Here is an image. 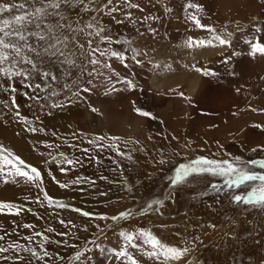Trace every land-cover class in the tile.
<instances>
[{
    "label": "rangeland",
    "instance_id": "374dc122",
    "mask_svg": "<svg viewBox=\"0 0 264 264\" xmlns=\"http://www.w3.org/2000/svg\"><path fill=\"white\" fill-rule=\"evenodd\" d=\"M188 2L131 0L139 7H129L128 0H112L108 7H104L108 0H93L91 4L84 0L83 4L74 6L62 4L60 11L65 20L49 16L44 24L70 23L74 30L83 29L57 30L61 39L68 37V47L64 51L75 61L74 65L29 54L37 69L53 73L56 79L45 80L39 71L32 72L27 78L10 79L0 74V145L41 173V179L36 182L17 177L16 182L9 179L5 183L4 177L11 165L0 161L4 167V172H0V201L14 203L22 209L19 215L8 210L0 212V236L4 237L0 246L8 249L6 254L0 253V264H131L130 258L136 259L138 264H163L162 260L147 255L152 246L139 235L141 230L152 233L169 246L189 249L180 260L168 264H264V205L234 199V196L246 197L260 181L236 187L227 183L228 177L203 172L192 173L180 182L172 183L177 168L191 165L200 157L231 161L238 156L245 162L264 161L263 124H252L245 134L240 128L222 130L220 125L241 114L246 105H262L258 99L264 97L261 91L264 74L253 96L247 103H242V107L241 102L234 105L224 102L233 94L230 89L239 85L237 82L243 74L254 71L255 58L250 55V45L246 44L249 49L245 52L241 44L244 39L252 41L257 36L264 43V0H245L250 11L243 18L235 15L222 18L211 4L208 5L206 25L225 38L231 33V46L221 45L220 50L208 55L204 51L203 57H185V63L191 70L210 67L220 70L219 78H214L217 71L210 75L216 88L212 95L215 98L195 103L196 98L187 94L185 86L173 85L156 91L159 102L148 101L145 96L146 91H154L149 80L155 66L167 56L173 61L181 60L182 51L188 48L185 44L189 37L205 41L212 37L208 28L200 33L194 29L188 17L195 9H189ZM3 3L20 4L26 0H0V4ZM40 6L39 3L34 6L26 3L25 11L31 12ZM13 14L19 13L14 10V13H3L0 17ZM88 23L103 28L102 35L109 36L111 41L90 36L88 33L94 29L86 28ZM28 31H36L34 25H29ZM89 41H92L91 46ZM30 42L36 45L34 38ZM206 46L200 47L205 49ZM96 47L122 52L127 59L108 57L107 62L111 65L108 69L102 64L91 65V49ZM97 56L102 61L105 59ZM16 68L29 69L30 65L17 64ZM94 68L104 77H107L106 72L110 73L113 80L131 79L135 88L124 83L127 90L124 98L131 102L129 112L138 114L136 108L151 112L152 116L148 117L138 115L156 125L141 133L129 131L122 136L114 135L125 139L127 145L138 144L144 150H153L157 161L149 165L148 176L127 180L116 178L110 189L104 188V179L101 181L99 177L95 181L84 179L91 162L102 159L104 140L99 144L92 143L97 138L96 133L76 122L78 117H84L87 107L93 109L92 104L98 96L94 93L98 75H88ZM66 84L69 87H65ZM84 88L91 91L85 92ZM53 92L57 94L52 95ZM64 92L69 99L66 103L64 98L60 99ZM180 96L187 98L188 103L181 105L183 98ZM170 100H174L177 109L167 113L165 109ZM25 117L28 122L23 119ZM30 127L41 130L33 132ZM68 159L77 162L68 164ZM246 167L249 171L264 173V167L258 163H247ZM23 170L30 172L28 168ZM125 175L130 176L129 173ZM65 184L67 187L61 186ZM45 193L54 202L50 203ZM155 200L162 203L149 208ZM60 204L66 207H60ZM84 212L90 215L85 216ZM128 212L131 215L112 219ZM126 233L135 234L136 238L128 241ZM16 244L20 245L19 249L14 247ZM29 248L35 249L37 254L30 262L22 263L21 256ZM124 251L128 256L120 255Z\"/></svg>",
    "mask_w": 264,
    "mask_h": 264
},
{
    "label": "snow or ice",
    "instance_id": "6c2138e0",
    "mask_svg": "<svg viewBox=\"0 0 264 264\" xmlns=\"http://www.w3.org/2000/svg\"><path fill=\"white\" fill-rule=\"evenodd\" d=\"M26 3L29 6H34L35 4L39 3L40 7H35L34 11L28 12L25 11ZM26 3H3L0 4V14L3 13H19L13 14L7 18L0 17V74L12 78V77H24L27 78L31 75L32 72L39 71L40 75L43 79L47 80L51 78L52 80L56 79V76L48 71H41L37 69L36 63L31 59L29 54H35L37 57L47 56L49 59L55 58L60 63H66L69 66L74 65L75 61L69 58V55L65 53L64 49L68 47V37L64 36L63 39L59 35H57L58 29L67 28L70 31H83V29L74 30L72 29L71 24H64V23H57L56 25L52 24H44V21L49 16H58L60 21H64L65 17L62 15L60 9L61 5H75V4H83L84 0H26ZM93 3V0H89V4ZM112 4V0H108V4L104 7H108V5ZM129 7H139L137 4H132L131 0H128ZM189 9H195L189 15V19L192 20L196 26L205 28L207 27L208 30L212 33V37L205 41V40H194L193 38L189 37L188 41L186 42L188 47L193 46H205V45H214V41L217 42L219 45H227L231 46V33H227V37L225 38L219 34H216L215 28L204 25L201 23L200 16L198 13L203 12V6L198 3H192L191 0L187 4ZM51 9L52 11H49ZM85 11L88 10L87 5L84 8ZM110 11H116V9H110ZM169 11H171L169 9ZM34 25L36 31H28V26ZM44 25V27H42ZM88 29H94L93 32H89L90 36H97L100 38L101 41H111V38L106 35H102L104 29L101 27H97L94 23H88L86 25ZM257 31L259 32L260 29L258 28ZM34 38L36 41V45L34 46L30 40ZM92 41H89V45L91 46ZM251 51L250 55L255 57L258 54L264 56V43L261 42L260 37H254L252 41H248ZM41 44L45 45L41 47ZM80 48H83V45H79ZM134 53L136 52L135 49L132 50ZM99 57H104L105 59L102 61ZM91 59H89V64L91 65H103L105 69L111 67L110 63L107 62L108 57H115L124 61L127 59L126 55L119 51H114L111 49H101L99 47L91 49ZM60 57H63V60H60ZM133 60L136 59V56L133 55ZM10 65L9 67H4L2 65ZM17 64H27L30 65L29 69H17ZM200 71V69H198ZM93 73L96 75H102L103 73L98 72L95 68L93 72L88 73L90 77L93 76ZM205 75H211L212 73L204 70ZM118 75V74H117ZM106 84L109 85L108 91H116V83H119V80L113 81V77L111 75L105 77ZM128 87L135 88L136 85L133 83L131 79H126L123 81ZM88 84H92V80L89 79ZM32 87L31 84L28 85ZM36 87H39L37 85ZM65 87H69V85H65ZM83 91L88 92L91 91L90 88H84ZM239 91V89H237ZM56 92H53L52 95H56ZM73 95H78V93H73ZM58 107L60 105H53ZM92 111H98L97 109L93 108ZM135 111L145 117L152 116L151 112L145 111L141 108H136ZM255 111V109H253ZM264 111V109H261ZM19 112H17V116H19ZM25 122L27 118H23ZM30 131H38L41 129H37L36 127H30ZM105 137H97L96 140H93L92 143H96L97 140H104ZM112 140H118V137H112ZM104 145H101L103 147ZM118 150V145H110ZM255 151V149H253ZM123 155V153H120ZM63 155V154H61ZM11 157V159H9ZM0 161H3L5 164L11 165V168L8 170L7 174L4 177L5 183L11 179L13 182H16L17 177H24L26 178V182H36L41 179V173L37 170V168L32 167L30 164H25V161L22 160L18 155L12 153L10 149L5 148L3 145H0ZM77 161H73L71 159L66 160V163L73 164ZM163 163V161H161ZM247 163H258L261 167H264V161H249L245 162L242 160L241 157H234L233 160H215V159H208L206 157H200L195 160L191 165H181L179 168L176 169V175L172 180V183H178L181 180L185 179L192 173H203V172H211L216 175H221L228 177L227 183L230 186L239 187L242 184L247 182H255L260 181L259 185L253 186L251 191L248 192L247 196H234V199L237 202L243 201L245 203H257L264 205V173H259L255 171H249L246 167ZM24 168L30 169V172L24 171ZM0 172H4L3 165H0ZM75 182V181H74ZM37 186H39L37 184ZM62 187H67V185H61ZM46 198L48 201L54 202L51 196H48L45 193ZM162 201L155 200L152 204L149 205V208L152 207L154 204H161ZM60 207H66L64 204H60ZM8 210L9 212H15V214L19 215L20 211L22 210L21 207L18 205L11 203V202H4L0 201V212ZM76 211H80L76 209ZM83 215L88 216L90 213L84 212ZM131 215L130 212L128 213H121L119 217H112V219H120L125 216ZM63 223V222H62ZM25 227H31L30 225H25ZM51 231V229H49ZM39 235V234H38ZM140 236H143L147 243L152 246V250L147 252L149 257L162 260L163 264H168L169 261H178L184 256L189 249L188 248H178L169 246L161 242L159 238L152 235V233L141 230L139 233ZM126 239L128 241H132L136 238L135 234H125ZM4 239V237L0 236V240ZM31 239V237H29ZM17 249H19L20 245H14ZM8 251L7 248L0 247V253ZM28 251L32 252L33 255H36L33 249H28ZM47 255V252L44 253ZM120 255L128 256L127 251L121 252ZM79 258V257H78ZM131 259V264H138V261L134 258Z\"/></svg>",
    "mask_w": 264,
    "mask_h": 264
},
{
    "label": "bare ground",
    "instance_id": "6f19581e",
    "mask_svg": "<svg viewBox=\"0 0 264 264\" xmlns=\"http://www.w3.org/2000/svg\"><path fill=\"white\" fill-rule=\"evenodd\" d=\"M187 1L190 2V0H187ZM191 2L194 3V0H191ZM195 3H198L203 6V12L198 13V15L200 16L201 23L204 25H206V21H208L207 13H208V5L210 4L212 8L215 9L217 13L219 14V16L222 18H227V17H230L231 15H235L236 17L243 18V16L247 17V14H249V11H250L249 6L248 4H246L245 0H211V1L210 0H197V1L195 0ZM190 22H192L194 29L199 33L203 32L207 28V27L205 28L198 27L195 25L193 21H190ZM248 41H249L248 39L247 40L244 39L243 44H241V46L245 47L244 48L245 52L249 49V47H247L248 45H246ZM213 43L215 46L208 45L205 47V49L200 46H194V49L191 47L190 50L186 43L185 45H187L188 48H185L184 50L182 49L183 50L182 56H180L181 60H179L178 62L171 60L170 58H168V56L163 58L162 62L158 63L156 65L157 67L155 66L156 70L151 76L152 77L151 80H149V83L152 85L151 88H153L154 91H151V93L149 91H146V96H145L146 99L151 102H159L160 98L158 97L157 95L158 93L156 91H158L160 88L164 89L166 87H170L173 85L185 86L187 90V94L190 95L191 97L196 98V100L194 101L195 103L203 102L207 98L209 99L212 97L215 98V95L214 96L212 95L215 93L216 88H214V84H212V81L210 80V75H205L204 70H207L210 73H215L217 69L215 70L214 67H210L207 69L199 68L200 71H198L197 69L191 70L189 66H186L187 64L185 63V57L186 59L191 56L203 57L204 51L208 55L210 53L220 50L219 47H221V45H219L215 41ZM198 58L199 57H197L195 61ZM254 58H255L254 59L255 61L253 60L254 61L253 63L254 71L243 74V77L237 82L239 85L231 87L230 90L232 91L233 94L229 98H226V100L224 99L225 100L224 104L230 103L234 105L236 104V102H241L240 106L242 107V103L244 102L247 103V101L250 100V97L253 96L254 91L258 87L259 80L261 76L264 74V56H261L258 54ZM245 59H247V57ZM250 66H252V64ZM219 71L220 70L216 72V74L214 75V78H216V76H218L217 78L220 77ZM223 72H224V69H223ZM109 75L110 73L106 72V76H109ZM116 80L117 79L113 81L115 82ZM119 81H120L119 83L115 84L116 89H117L116 91H108L109 85L106 84L104 75L103 74L98 75V81L96 82L94 86V93L95 94L97 93L98 96L96 100L94 101V104L91 103L93 105V108L97 109L98 111L94 112L92 111L90 107H87L85 109L84 117H81L80 119H78L79 118L78 117L77 120L75 119L76 122L78 123L77 125L80 124L82 127L88 129L89 131L96 133L97 137H101V136L103 137V135L106 136V139H104V142H103L104 146L102 147V154L100 156V158L102 159L98 160L97 158L96 159L97 161L95 160L91 162L92 163L91 167L90 169H87L88 172H86L85 174L86 178H84L85 180L87 179L89 181L91 180L95 181L96 177H99L101 181L102 179H104L103 186L106 189H110L113 186V184H115L114 180H117V179L127 180V178H130V177L131 178L138 177L140 179L142 178V176L144 177L148 176L146 174L150 170L149 165L157 161V155L153 152V150H150V149L144 150V147L142 145H138V144L136 145L128 144L127 145L128 142L125 141V139H118V140L107 139L108 138L107 136L109 135L110 136L113 135L111 137H114V135L122 136L124 132H129V131L141 133V132H144L147 128L154 129L156 126L155 123L150 121L149 119L145 117H141L138 114L132 115L131 114L132 111L129 112V107H130L131 102H129L128 100H125L124 94L126 93L127 90H126V87L124 86L123 80L122 81L119 80ZM237 89H239V91H237ZM261 91L264 96V89H262ZM220 94L221 93H219V95ZM66 96H68L67 93L63 94L62 98H60L61 100L64 98V103H66V100H69L66 98ZM216 100L220 101L219 98H217ZM173 101L174 100L169 101V104L166 107L165 112L169 113L177 109L176 107L177 105H175ZM258 101L262 103V105L258 104L259 106H261V108H259L257 104H251L248 106L247 105L244 106L241 109V114L236 115L234 118L228 120L229 122L228 121H226V123L221 122L220 125H222L221 127L222 130L229 129V131H233L237 128H240L242 129V132L245 134L246 132L248 133V131L250 130L249 127L254 123H260L264 125V111H261V109H264V97L259 98ZM180 103L181 105L187 104L188 99L183 98L180 100ZM253 109H255V111H253ZM99 141L100 140H97L98 144H99ZM113 144L118 145V150L110 146ZM129 148L131 149L130 154H128ZM140 148H143V149H140ZM140 150H143V152H141ZM120 153H123V155H121ZM88 156L90 157V154L87 155L86 158H88ZM127 173H129L130 176H126L125 174ZM33 250L34 252H36L35 249ZM4 253L5 252H3V254ZM14 253L16 252H13V254ZM32 256H35V255H33L32 252L27 250L25 255L21 256L22 259L20 260L22 261V263H24L25 260L30 262L32 260L31 259ZM15 260H17L16 257H15ZM21 261H18V262H21ZM15 264H18V263H15Z\"/></svg>",
    "mask_w": 264,
    "mask_h": 264
}]
</instances>
